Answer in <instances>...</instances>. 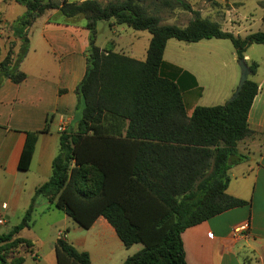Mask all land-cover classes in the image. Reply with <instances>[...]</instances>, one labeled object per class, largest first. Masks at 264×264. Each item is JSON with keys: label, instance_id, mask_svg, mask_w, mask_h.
I'll use <instances>...</instances> for the list:
<instances>
[{"label": "trees", "instance_id": "16d2710c", "mask_svg": "<svg viewBox=\"0 0 264 264\" xmlns=\"http://www.w3.org/2000/svg\"><path fill=\"white\" fill-rule=\"evenodd\" d=\"M16 2L26 7L17 22L32 23L54 9L66 18L82 16L90 39L86 72L75 90L77 128L60 131L49 178L35 188L19 223L0 233V260L4 244L32 248L18 233L31 225L34 199L43 196L84 229L103 217L123 246L140 244L121 264H188L181 239L186 228L249 204L226 193L227 171L245 159L237 143L253 132L247 115L258 87L247 78L235 97L222 105L196 106L188 117L180 84L161 74L165 43L170 38L228 39L239 61L250 45L264 44V32L242 38L223 31L183 0ZM175 5L192 14L188 24H160L161 11ZM110 19L150 33L145 60L95 45L96 22ZM23 42L15 60L9 51L0 61V83L24 80L19 64L28 50L27 37ZM247 65L253 75L258 64ZM46 131L26 132L22 169L29 166L38 134ZM54 253L56 264H91L89 253L63 234L55 239ZM23 261L18 257L14 264Z\"/></svg>", "mask_w": 264, "mask_h": 264}, {"label": "crops", "instance_id": "0c3cea01", "mask_svg": "<svg viewBox=\"0 0 264 264\" xmlns=\"http://www.w3.org/2000/svg\"><path fill=\"white\" fill-rule=\"evenodd\" d=\"M3 1L5 2L0 0ZM213 1L222 7L221 13L218 14L217 9L210 7L196 8L193 6L195 1L190 5L202 18L215 21L223 31L238 35L233 30L238 26L237 22L228 15L230 0ZM165 11L168 10L163 9L160 17ZM107 21L114 29V20ZM123 26L121 31L125 30ZM141 34H144L141 49L144 54L141 56L136 55L138 49L133 46L130 48L131 54L127 55L117 49L118 43L112 41L108 45L113 52L143 61L151 35L149 32ZM89 39L90 31L85 27L84 21L77 24L64 23L53 20L49 13H43L32 21L27 34L28 50L19 64V70L25 74L24 80L15 83L4 78L0 83V213L4 218V225L10 220H21L32 201L35 188L49 178L52 160L58 150L61 128L73 131L77 128L75 90L86 72ZM170 39L165 43L163 58ZM119 40H122L120 34ZM220 40L228 39L209 38L186 42L193 43L198 49L196 73L189 67L176 66L173 61L167 62L163 67L165 74L173 72L174 66L181 68L180 85L183 88L194 87V94L187 93L186 98L182 92L188 117L196 106L224 104L237 85L240 71L236 65L238 59L235 50L233 48L229 52L230 56H224L222 53L226 51V45ZM247 49L243 58L246 64L250 59ZM251 62L258 64L252 80L258 89L247 115L249 128L253 132L237 143V150L246 154L247 159L228 169L229 182L226 188L228 195L249 201V204L231 208L186 228L181 239L188 264H264V60ZM192 99L194 103L187 110L189 100ZM45 127L47 131L37 136L28 168L22 169L20 163L26 132ZM2 204H5V208L1 207ZM34 213L50 223L49 226L56 227L59 223L58 227H62V230L57 229L52 242L53 252L55 239L64 234L63 230L67 232L65 238L68 242L78 250L89 253L91 264H99L100 257L98 258L97 253L101 249L107 254L105 258L110 257L109 243L123 246L113 227L103 217H98L89 228L97 226L99 232L100 244H95L91 249L87 233H82L79 229L82 227L50 205L45 197H35L31 225L24 229L30 230L35 225L36 220L32 217ZM243 223L248 224L245 235L233 238L232 228ZM24 229L18 236L29 240L34 254L41 258L35 251L36 241L21 236ZM36 249L42 251L41 247Z\"/></svg>", "mask_w": 264, "mask_h": 264}, {"label": "rangeland", "instance_id": "374dc122", "mask_svg": "<svg viewBox=\"0 0 264 264\" xmlns=\"http://www.w3.org/2000/svg\"><path fill=\"white\" fill-rule=\"evenodd\" d=\"M41 1L48 2L49 0H41ZM50 1L59 5L62 0H50ZM70 1H75V0H70ZM183 1L189 4L195 1L193 3V6H195L196 8L210 7L213 9H217L218 14L221 13L222 7L215 6L211 0H183ZM260 1L261 0H230L229 1V5H228L229 8H227L229 10L228 15L237 22L238 26H236V28L233 30L234 32H237V34L240 37L243 38L248 34L258 31L264 32V20H263L264 1L261 2ZM25 13H26V7L23 4L15 2V0H5V2L4 1L0 2V61L4 59V57L7 55V53H9V51H10L11 59L15 60L17 54L21 51V47L24 43L23 42L24 38L27 37V34L29 32L31 21H29V23L22 24L20 22H17V19L15 18L16 17L19 18L23 16ZM47 13H49L50 17L53 19L67 21L68 23H80L84 21L82 19V16H77L74 18H66L60 16L57 10L49 9L44 12V14ZM191 17L192 14L189 11L185 10L180 5H175L173 6L172 10H168L162 13L160 17V24H170L179 27H184L188 24ZM122 26L123 25H119L116 23L115 28L113 29L110 27L109 21L107 20L97 21L95 27V45L101 48H105V47L110 48L108 44L114 41L118 43L117 49L123 51L127 55L131 54L130 52L131 46L138 49V51H136L137 56H141V54H144L143 53L144 51L141 52V49L144 44V39L142 35L144 34L141 33L145 32L146 34H148V32L136 31L127 26H123V29L125 30L121 31L120 29ZM223 26L225 28H230L227 25H223ZM19 32L22 33L23 38L18 37ZM119 34L122 36V40H119ZM220 41H223L222 43H225L226 45V51L222 54L226 57L230 56L229 52L233 51V46L231 42L229 40H220ZM197 53H198V49H196L193 43H186L183 41L170 39V42L167 44L165 56L163 58L164 64L161 68V74L169 77L170 79L174 80V82H178V84H180L179 72H181V68L178 67L180 66L183 68L189 67L196 73V65L198 61ZM246 53L249 55L250 58L247 61L248 64H250L251 61L260 62L264 60V44H252L250 48L247 49ZM170 61L176 63L175 65L178 67L175 66L172 67L175 70L173 72L166 73L169 74L166 75L163 72V67L166 66ZM236 65L240 71L238 60L236 61ZM239 77H240V73H239ZM239 77L237 79V85H238ZM248 79L253 80V75H248ZM237 85L234 88L233 93L227 99V101L233 97ZM179 86L181 88V91L185 94V98L187 97V93L191 94L195 92L193 86L187 88H183L181 85ZM193 103H194L193 99L189 100V103L186 107L187 110H189L190 106ZM239 154L241 156H244L245 158L242 162L246 161L247 159L246 154L240 152ZM32 217L33 219L36 220L35 225L32 226L30 230L24 229L21 232V236L30 238L34 242L36 241L35 251L38 252V255L41 258H37L36 254H34L33 252V249L26 248L25 245L19 244L16 246H12L10 244H4L1 250L2 258L0 260V264H14L18 257L24 258L22 264H56L55 256L52 248V242L55 238L57 229H61L62 227H58L59 223L58 225H56V227L49 226L50 223L48 222L46 223L45 219H42L40 215H38V213H34ZM18 222H19L18 219H15L12 221L10 220L6 225L3 224L0 227V233H7L9 230H11V228L15 224H18ZM97 228H98L97 226L91 229L79 228L82 233H87L88 235L87 241L91 249L95 244H100L98 243L99 232ZM63 233H64L63 236L65 237L67 235V232L63 230ZM38 247H41L42 251L36 249ZM140 248H141L140 244H134L130 247H125V246L109 243L108 249L111 250L110 257L105 258L107 254H105V252L103 253L104 250L101 249L97 253L98 258L100 257L98 259L99 264H121L124 261V259L134 254Z\"/></svg>", "mask_w": 264, "mask_h": 264}, {"label": "water", "instance_id": "95a60500", "mask_svg": "<svg viewBox=\"0 0 264 264\" xmlns=\"http://www.w3.org/2000/svg\"><path fill=\"white\" fill-rule=\"evenodd\" d=\"M238 65L240 68V77H239L238 85H237V88H236V91H235L233 97H235L238 94V92L241 90L243 84L245 83V81L247 80L248 75H249L248 65L246 64L244 59H240L238 61Z\"/></svg>", "mask_w": 264, "mask_h": 264}, {"label": "built area", "instance_id": "2783aa9c", "mask_svg": "<svg viewBox=\"0 0 264 264\" xmlns=\"http://www.w3.org/2000/svg\"><path fill=\"white\" fill-rule=\"evenodd\" d=\"M64 128H61V130H63ZM2 208H5V204L1 205ZM4 224V218L0 213V226ZM248 229V224L247 223H243L240 226H235L232 228L231 231V235L233 238H238L239 236H243L245 235V231Z\"/></svg>", "mask_w": 264, "mask_h": 264}]
</instances>
